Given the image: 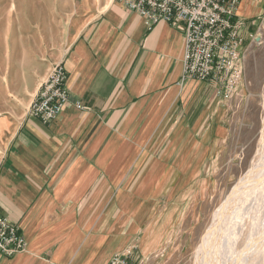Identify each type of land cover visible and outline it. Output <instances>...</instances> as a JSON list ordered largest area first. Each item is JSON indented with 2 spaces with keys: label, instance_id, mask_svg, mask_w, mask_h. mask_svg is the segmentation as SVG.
Returning <instances> with one entry per match:
<instances>
[{
  "label": "crops",
  "instance_id": "obj_1",
  "mask_svg": "<svg viewBox=\"0 0 264 264\" xmlns=\"http://www.w3.org/2000/svg\"><path fill=\"white\" fill-rule=\"evenodd\" d=\"M263 15L264 0H240L245 37ZM51 34L70 103L47 125L26 115L0 121V217L26 242L0 264H108L131 247L135 259L151 257L167 186L155 179L141 189L170 151L176 161L181 147H200L201 167L211 131L221 133V94L212 82L181 83L175 25H148L116 0L102 10L82 0L68 29Z\"/></svg>",
  "mask_w": 264,
  "mask_h": 264
},
{
  "label": "rangeland",
  "instance_id": "obj_2",
  "mask_svg": "<svg viewBox=\"0 0 264 264\" xmlns=\"http://www.w3.org/2000/svg\"><path fill=\"white\" fill-rule=\"evenodd\" d=\"M94 1L102 10L113 0ZM81 4L82 0H0V121L28 116L39 84L58 64L61 50L53 47L51 32L67 30ZM257 25L256 33L243 35L242 76L229 96L221 94L226 109L221 133L211 131L209 153L201 167L200 147L194 152L181 147L176 161L169 159L170 151L163 161L156 162V172L141 189L155 179L167 186L160 196L161 225L151 226L161 239L158 251L135 259L134 248H129L133 264H197L199 247L215 212L235 191L259 151L264 153V15ZM5 142L4 136L0 138V156ZM172 169L175 175L171 179ZM172 186L176 190L168 191ZM130 201L124 210L129 215L141 197ZM244 243L245 236L237 249ZM253 264H264V245L257 249Z\"/></svg>",
  "mask_w": 264,
  "mask_h": 264
},
{
  "label": "built area",
  "instance_id": "obj_3",
  "mask_svg": "<svg viewBox=\"0 0 264 264\" xmlns=\"http://www.w3.org/2000/svg\"><path fill=\"white\" fill-rule=\"evenodd\" d=\"M148 25H175L184 37L181 83L193 80L216 84L218 94L230 95L243 72L244 22L237 16L240 0H116ZM66 71L55 64L35 92L27 115L42 124L60 118L70 103ZM78 109H83L78 102ZM26 242L16 224L0 217V256L12 257ZM128 249L114 255L108 264H133Z\"/></svg>",
  "mask_w": 264,
  "mask_h": 264
},
{
  "label": "bare ground",
  "instance_id": "obj_4",
  "mask_svg": "<svg viewBox=\"0 0 264 264\" xmlns=\"http://www.w3.org/2000/svg\"><path fill=\"white\" fill-rule=\"evenodd\" d=\"M202 242L197 264H253L257 249L264 245V153L259 151L235 191L217 209Z\"/></svg>",
  "mask_w": 264,
  "mask_h": 264
}]
</instances>
